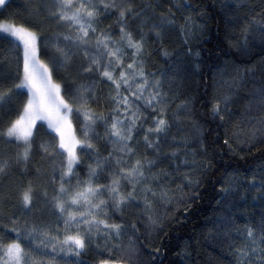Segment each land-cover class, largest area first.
Here are the masks:
<instances>
[{
	"label": "snow or ice",
	"instance_id": "snow-or-ice-1",
	"mask_svg": "<svg viewBox=\"0 0 264 264\" xmlns=\"http://www.w3.org/2000/svg\"><path fill=\"white\" fill-rule=\"evenodd\" d=\"M11 3L0 0V10ZM260 3L264 5V0ZM40 5L29 12V22L0 19V36L11 37L8 43L15 54L14 71L11 64L7 69L0 67V110L10 112L12 105L24 98L22 109L0 130L3 144L16 149L14 154L0 152V176L7 174L12 162L28 169L37 132L45 125V135L50 138L41 140L39 150L59 161H49L51 174L37 166L27 185L17 192L14 204L0 196V264H84L80 258L93 246L97 257L101 251L109 253L98 264H133L139 253L133 237L140 240L145 233L162 231L158 227L163 219L161 207L199 198L205 178L218 170L215 153L209 154L202 136L185 135L177 140L173 131H179V122L190 118L193 111V99L185 97L171 118L168 115L170 104L179 94L174 81L183 77L175 75L172 67L166 66L158 74L146 67L148 34H154L153 42L163 41L174 20L162 17L149 24L151 17L144 11L147 5L138 10L134 0H40ZM253 12L255 8L249 9L251 18L243 29V42L236 46L249 52L258 41L264 64V8L251 15ZM110 18L112 23L102 27ZM53 21L66 31H57L50 41H42L41 28ZM185 21L190 23L191 17H185ZM233 22L225 13L226 28ZM114 26L119 29L118 36L113 34ZM227 38L231 43V37ZM41 43L54 54L47 55ZM161 54L170 56L164 48ZM59 71L72 80V86L65 88L63 78H54ZM84 73L101 79L91 78L89 82L81 79ZM217 75L213 74L211 94L206 86L199 100L210 106L213 120L219 117L227 123L226 113L236 95L233 90L243 86V76L239 66L230 80L224 79L223 71L219 79ZM104 81L108 82L106 98L96 91ZM258 91V106L264 108V85ZM259 123L264 135V118ZM225 132L223 144L234 152L227 129ZM233 136L240 139L235 129ZM254 141L255 133L248 143L254 146ZM82 164L87 168L83 180L78 171ZM260 173L257 178L253 172L246 184L235 171L222 173L216 181L218 194H222L217 204L228 202L225 222L231 227L223 235L231 231L240 238L236 243L228 236L235 264H264V167ZM174 183L175 189L171 187ZM49 184L58 185L50 197ZM253 192L249 201L248 194ZM36 200L55 215L54 232L51 220L30 215L34 210L42 212V208H35ZM249 207L261 209L255 223L252 217L244 216ZM240 217L245 220L243 228L236 223ZM214 231L221 235L219 222ZM125 236L128 244L122 254L127 255V261L112 260ZM221 264L232 262L221 258Z\"/></svg>",
	"mask_w": 264,
	"mask_h": 264
},
{
	"label": "trees",
	"instance_id": "trees-1",
	"mask_svg": "<svg viewBox=\"0 0 264 264\" xmlns=\"http://www.w3.org/2000/svg\"><path fill=\"white\" fill-rule=\"evenodd\" d=\"M190 5L196 19L204 24V33L202 39L197 44L200 51L199 68L192 64L187 55L186 46L180 37V24L182 16L179 11L165 0H134V5L139 10L144 8L145 15L151 17L149 24L153 21L159 22L162 17L173 19L174 23L167 27L164 33L163 41L153 42V33L148 34L147 49L149 55L146 57L147 70L149 72L159 73V71L168 66L173 68L175 75L183 77L182 80H176L174 83L179 85L178 96L170 104L169 118L185 97L193 99V111L190 118L179 122L176 132L177 140L182 136L196 137L202 136L209 145V154L215 153L214 163L218 166V170L214 174H209L205 178L202 187L199 189V198L188 199L179 205H166L161 207L160 213L163 216L161 224L162 231H153L150 235L145 233L140 240H133L139 248L137 259L133 264H221V258L224 262L231 261L235 264L234 257L230 254L229 239L231 236L236 243L240 242V238L234 232L229 231L228 235H223L226 228H230L226 224V217L229 215L227 201L218 205L217 201L221 199L222 194H218V185L216 181L221 179L222 173L229 175L233 171L235 174L247 173L250 169L264 165V135L261 134L260 119L264 118V108L259 107V89L264 85V64L260 60L259 42L256 47L249 51H241L236 45L243 42L246 22L251 18L249 9L255 8V15L260 12L264 5L260 0H185ZM229 5V8L223 7ZM40 0H12L11 5L0 10V19L15 18L16 22H29V12L40 8ZM225 13L233 18V23L226 28ZM112 23L110 18L102 27L107 28ZM57 31H66V29L58 27L53 21L46 23L40 30L41 39L51 40ZM147 32V29H145ZM113 34L119 35L118 27H113ZM227 37H231V43ZM251 40V37H249ZM11 40L5 36H0V67L7 69L9 64L15 69V54L10 48L8 41ZM161 48L166 49L169 57L161 54ZM41 49L47 55H53L54 50L50 47L45 49L41 43ZM47 55H42V59H47ZM82 59V57H81ZM225 60L233 61L244 67L243 86L237 90L233 102L229 105L230 111L226 113L227 123H222L217 117L212 119L209 111V105H202L199 97L203 96L204 89L207 86L209 94L213 87V73L219 65ZM179 68V72H176ZM251 69L249 72L248 69ZM55 79L63 78L62 83L65 88L72 86V80L69 79L63 71H59L54 75ZM91 78L100 80L101 78L95 74H82L81 79L90 82ZM207 82V84L205 83ZM98 94L102 92L107 97L108 82L104 81L96 87ZM26 98V97H25ZM24 98L17 100L11 108L10 112L0 110V130H3L12 119L16 117L22 109ZM251 105V106H249ZM97 107L96 103L92 105ZM99 110V109H98ZM104 110H107V102L104 101ZM74 128L79 131L78 125ZM227 129L229 139L233 141L234 152L229 146L223 144ZM236 130L240 139L236 140L233 136V130ZM47 127L44 126L37 132L35 138V147L33 149V157L29 161L28 169L24 170L23 166H17L12 162V166L6 175L0 176V196L6 197L8 203H15L16 194L19 189L27 185L29 178L32 177L37 166L45 170L47 174H51L52 166L50 160L58 157H46L39 150L41 140L48 141L49 136L45 135ZM102 131V129H101ZM255 133V141L253 145L248 143L249 138ZM54 136V134H51ZM3 137L0 136V152L14 154L16 149L14 146H5ZM216 143H213V141ZM250 149V150H249ZM87 159V157L85 158ZM199 159V157H198ZM80 179L83 180L87 173L86 165H81L78 169ZM56 178L59 180V168L56 169ZM76 177L72 178L75 183ZM179 179L176 183H179ZM245 183V182H243ZM246 184V183H245ZM58 186V185H56ZM54 185H48L49 197L52 194ZM173 189L176 184H172ZM187 191V189H185ZM40 190H37L39 196ZM255 193H249V201ZM35 208H42V212L33 211L32 216H43L47 220L52 221L55 225L56 217L52 215L47 207H44L39 200L34 201ZM18 207V205H17ZM54 212V209L51 210ZM261 209L249 207L244 213L245 217H252L253 222L258 221ZM166 213V214H165ZM19 215V212L16 213ZM116 219H119L116 216ZM217 222L220 223V233L218 237L216 231ZM237 226L243 228L245 220L240 217L237 220ZM62 225V222H61ZM55 227V226H54ZM142 228V226H141ZM128 237L125 236L121 241V249H117L111 256L112 260L119 259L121 262L127 261L128 257L122 254L126 251ZM187 251V258L181 257V251ZM97 251L95 246L93 250L81 257L84 264H98L100 258H108L107 251H101L100 256L93 255ZM155 257V260H153Z\"/></svg>",
	"mask_w": 264,
	"mask_h": 264
},
{
	"label": "rangeland",
	"instance_id": "rangeland-1",
	"mask_svg": "<svg viewBox=\"0 0 264 264\" xmlns=\"http://www.w3.org/2000/svg\"><path fill=\"white\" fill-rule=\"evenodd\" d=\"M158 1H160V0H158ZM165 1L170 3L174 8H176L182 16V22L180 24V30H179L180 31V37L182 39L183 44L187 47L186 48L187 55L189 56L192 64L196 67L197 64H200V59H201L200 51L197 47V44L199 43V41L203 37L204 24L199 22L196 19L195 15H194V13L190 7H185V5H188L185 0H165ZM185 17H191V22L186 23ZM182 26L184 27L183 32H182ZM3 36L7 37L6 35H3ZM7 38L11 39V37H7ZM186 40H187V43H185ZM189 49H191V54L189 53ZM197 52H199V56L195 55V53H197ZM236 66L240 67L241 75L244 78V74H245L244 67L238 63H235L233 61H228V60L223 61L221 63V65H219L217 67V69L214 71V73H218L217 79H219V72L223 71L224 79L230 80L232 78V76L235 75ZM220 83L222 84L223 81H220ZM237 90L238 89H234L233 91H235L237 94ZM52 134H54V133H52ZM261 167H264V165H258L256 167L250 169L247 173L236 174V176H238L242 182L247 183L248 180L251 179L253 172H256L257 178L260 176ZM54 226L55 225L52 226L53 232L55 231ZM61 227H62V225H61ZM187 256H188L187 251L182 250L181 251V257L185 260L187 258Z\"/></svg>",
	"mask_w": 264,
	"mask_h": 264
}]
</instances>
